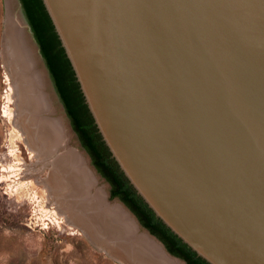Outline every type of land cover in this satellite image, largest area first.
Returning a JSON list of instances; mask_svg holds the SVG:
<instances>
[{
    "label": "water",
    "instance_id": "1",
    "mask_svg": "<svg viewBox=\"0 0 264 264\" xmlns=\"http://www.w3.org/2000/svg\"><path fill=\"white\" fill-rule=\"evenodd\" d=\"M41 1L156 218L208 264H264V0Z\"/></svg>",
    "mask_w": 264,
    "mask_h": 264
},
{
    "label": "bare ground",
    "instance_id": "2",
    "mask_svg": "<svg viewBox=\"0 0 264 264\" xmlns=\"http://www.w3.org/2000/svg\"><path fill=\"white\" fill-rule=\"evenodd\" d=\"M7 4L11 11L8 54L18 71V110L22 112L13 124L16 137L32 152L35 163L44 168L51 166L42 180V194L54 201L59 215L107 252L132 264H171L166 257L175 260L153 238L138 233L136 221L122 205L108 202L85 157L69 146L65 119L52 117L57 107L37 48L27 33V23L21 15L12 18L15 0H7Z\"/></svg>",
    "mask_w": 264,
    "mask_h": 264
},
{
    "label": "rangeland",
    "instance_id": "3",
    "mask_svg": "<svg viewBox=\"0 0 264 264\" xmlns=\"http://www.w3.org/2000/svg\"><path fill=\"white\" fill-rule=\"evenodd\" d=\"M15 5L12 18L21 15L28 23L27 33L37 48L41 68L57 107V114L52 117L65 119L70 134L69 146L85 157L95 174L97 187L105 191L108 202L120 204V200L110 197L109 184L94 171L79 148L21 0H15ZM10 14L7 0H0V264H132L86 237L79 227L56 212L51 198L42 194V180L48 176L51 166L44 168L35 163L32 152L16 137L17 129L13 124L22 112L18 110V71L8 54ZM138 233L144 235L147 231L139 226ZM166 258L171 264H186L181 259L176 258L175 262Z\"/></svg>",
    "mask_w": 264,
    "mask_h": 264
},
{
    "label": "trees",
    "instance_id": "4",
    "mask_svg": "<svg viewBox=\"0 0 264 264\" xmlns=\"http://www.w3.org/2000/svg\"><path fill=\"white\" fill-rule=\"evenodd\" d=\"M41 54L56 84L69 116L83 142L94 156L99 172L111 185L110 197L120 200L137 217L141 226L159 239L167 251L186 264H208L174 235L135 193L108 151L101 147L94 133L95 125L83 105L74 72L61 47L51 20L41 0H21Z\"/></svg>",
    "mask_w": 264,
    "mask_h": 264
},
{
    "label": "flooded vegetation",
    "instance_id": "5",
    "mask_svg": "<svg viewBox=\"0 0 264 264\" xmlns=\"http://www.w3.org/2000/svg\"><path fill=\"white\" fill-rule=\"evenodd\" d=\"M71 69H72V68H71ZM48 71H49V69H48ZM72 71H73V70H72ZM49 74H50V72H49ZM50 77H51V79H52V81H53V84H54V87H55L56 92H57V94H58V97H59L60 100H61V103H62V106H63V108H64V111H65L66 117H67V119H68V121H69V124H70L71 130H72V133L74 134V136L76 137V139H77V141H78V143H79V148H80L81 151L87 156V158H88V160H89V162H90L91 167H92L93 169L96 170V173H97L98 175H100V177H101L104 181H106V182L109 184L110 188H111L110 183H109V182L107 181V179L102 175V173L99 172L97 166H96L95 163H94V160H95V159H94V156L91 154V152L89 151V149L87 148V146H86L85 143L83 142V139H82L80 133L78 132V130H76V128H75V126H74V123H73L72 118H71V117L69 116V114L67 113V109H66V107H65V105H64V103H63L61 97L59 96V93H58L57 88H56V84H55V82H54V80H53L51 74H50ZM76 82H77V81H76ZM78 85H79V84H78ZM79 89H80V88H79ZM80 92H81V90H80ZM81 95H82V93H81ZM82 98H83V105H84V108H85V110L87 111L89 117H90V118L92 119V121H93V118H92V116H91V114H90V112H89V110H88V108H87V105L85 104V100H84L83 95H82ZM93 123H94V121H93ZM94 125H95V124H94ZM94 133H95V136H96V140L98 141V143H99V145H100V148H101V147L105 148V149L108 151V153L110 154L109 150L107 149V147L105 146L104 142L102 141L101 136H100V134L98 133V130H97L96 126H95V128H94ZM110 156H111V155H110ZM110 158H111V157H110ZM111 160H113V159L111 158ZM113 161H114V160H113Z\"/></svg>",
    "mask_w": 264,
    "mask_h": 264
}]
</instances>
